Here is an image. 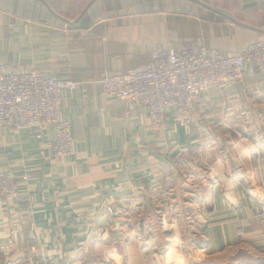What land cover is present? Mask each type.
<instances>
[{
  "label": "crops",
  "instance_id": "crops-1",
  "mask_svg": "<svg viewBox=\"0 0 264 264\" xmlns=\"http://www.w3.org/2000/svg\"><path fill=\"white\" fill-rule=\"evenodd\" d=\"M195 1L0 0L6 72L78 86L61 93L60 117L74 140L69 157L49 159L51 132L40 141L34 132L0 130V170L33 175L18 181L16 196L0 195V264H167L164 239L187 207L198 227L196 264H264V133L244 139L221 129L233 116L241 127L264 111V74L246 66L234 88L203 93L190 124L167 109L164 133L152 132L145 108L101 95L103 76L143 70L157 47L239 55L264 39V0ZM213 126L221 135L211 139ZM194 191L201 197L187 200ZM139 213L142 224L160 217L153 243L144 242L150 231L123 230ZM138 237L142 244L132 241ZM188 244L181 252L189 258Z\"/></svg>",
  "mask_w": 264,
  "mask_h": 264
},
{
  "label": "built area",
  "instance_id": "built-area-1",
  "mask_svg": "<svg viewBox=\"0 0 264 264\" xmlns=\"http://www.w3.org/2000/svg\"><path fill=\"white\" fill-rule=\"evenodd\" d=\"M246 66L258 67L264 73V42L249 46L241 55L201 47H157L143 70L104 76L101 94L130 109L145 108L150 129L160 133L166 128L167 109H174L181 122L187 121L194 112L195 100L208 91L223 94L234 88L243 80ZM76 89L73 82L35 71L8 74L0 64V130L34 132L40 141L51 132L53 138L45 142L49 159L69 157L74 152V140L69 123L60 119L59 111L61 93ZM22 169L20 176L11 169L0 170L1 196H16L18 181L28 183L33 179L32 173ZM17 200L28 204V197Z\"/></svg>",
  "mask_w": 264,
  "mask_h": 264
},
{
  "label": "rangeland",
  "instance_id": "rangeland-1",
  "mask_svg": "<svg viewBox=\"0 0 264 264\" xmlns=\"http://www.w3.org/2000/svg\"><path fill=\"white\" fill-rule=\"evenodd\" d=\"M261 42H264V39L262 41L257 42V43H261ZM254 44H256V43H254ZM248 47H246V48H248ZM239 55H241V53ZM253 68L256 69L255 66H253ZM256 70L259 73H261L259 71L258 67H257ZM261 74H264V73H261ZM50 76H52V75H50ZM117 76H119V75H117ZM102 78H101V80H102ZM101 80H100V82H101ZM111 100H113V99H111ZM117 102H119V101H117ZM59 114H60V111H59ZM60 119H61V117H60ZM233 119H235L234 116H233ZM233 119L230 118L229 120H227L224 123L225 125L221 127V129L228 130L229 132H227V133H229L230 136H239V137H243L244 139H246V137L250 133L254 132L257 129L260 130L258 136L264 133V131H263L264 130V128H263L264 127V111L263 112H258V113L256 112V114L254 116L252 115V117L249 115L248 119H247L248 121H244L243 120V123H242L241 127L239 126L240 124L237 121H233ZM148 120H149V118H148ZM220 121H221V119L216 120V122H218V123H220ZM257 122H259V124H261L260 128L256 127ZM183 123L184 124H188V123L190 124L189 119L187 121H184ZM149 124H150V122H149ZM165 125H166V121H165ZM166 129L167 128H165L161 132L164 133L166 131ZM210 131L211 132H209V136L211 137V139L213 137L221 135V133L219 132V127L218 126H215V127L213 126ZM261 131H263V132L261 133ZM206 133H208V130H207ZM206 133H203V135L205 134L204 137L205 136L208 137V134H206ZM208 141H209V139H208ZM209 147H210V144H208V142H205L203 144V146H202V150L205 151ZM188 179L192 180V177L188 176ZM188 179H185V180H188ZM195 183H197V182H195ZM196 186H197V184H196ZM193 190H195V189H193ZM185 193H187V196H186L187 200L196 201V200H198L201 197V193L200 192L194 191V192H185ZM29 202L30 201L28 199V203ZM187 208L186 209L189 210L188 212H184V210H182L180 212L181 216L182 215L184 216V217L182 216L180 218V221H179V227L180 228H178V230L176 228H174L173 229L174 232L170 231L168 233L167 239L166 238L164 239L165 242H166V244L164 245V247H165L164 251H166V252L164 254L166 256L165 259H166L167 264H189V263L196 264L197 262H199V260L201 258V256L198 255L199 253L196 252L197 250L195 248L196 247V239H195V237H196V235L198 233V230H197L198 227L197 228L194 227V225H195V224H193L194 219H193V217L190 216V213H191V210H192V209H190L191 207H187ZM172 210H175V208H173ZM171 215H172V217L173 216H177V215H179V212H177V213L173 212ZM139 218H141L140 213H139V216H134L135 220L130 219L129 222L125 223V225H128V226L125 229H123L124 232L125 233H133V232H135L137 235L141 236L142 233L140 235V232H142V230H143V233L146 232V231L147 232L150 231L149 232L150 234L147 235L148 237H147V239L144 242H147L149 244L152 241V243H153L154 240H153L152 236L154 235L153 234L154 230L155 229H157V230L161 229L160 217H158V218L153 217V221L150 220V221H147V222H143V224H142V221H140V220H142V218L141 219H139ZM138 220H139V224H138ZM185 225H187V226H185ZM166 228L169 229L170 225L166 226ZM173 234H175V236ZM132 241H135L136 243L140 242L142 244L143 239L141 237H138V238H136V240H132ZM186 241L189 242L188 245L191 247V249L189 248V250L190 251L192 250L191 252L194 253L193 255L189 256V258L186 257L181 252L182 251V246H184L183 243L185 244ZM194 250H196V251H194ZM62 264H65V263H62Z\"/></svg>",
  "mask_w": 264,
  "mask_h": 264
},
{
  "label": "water",
  "instance_id": "water-1",
  "mask_svg": "<svg viewBox=\"0 0 264 264\" xmlns=\"http://www.w3.org/2000/svg\"><path fill=\"white\" fill-rule=\"evenodd\" d=\"M188 1H191V2H195V3H198L197 1H195V0H188ZM92 3V2H91ZM90 6V4L89 5H87V7L85 8V10L82 12V14L87 10V8ZM234 22V21H233ZM234 23H236V22H234ZM237 24V23H236ZM237 25H239V24H237ZM262 33H264V32H262Z\"/></svg>",
  "mask_w": 264,
  "mask_h": 264
}]
</instances>
